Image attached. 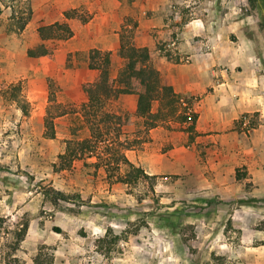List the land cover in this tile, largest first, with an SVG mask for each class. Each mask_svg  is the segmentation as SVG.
<instances>
[{
    "label": "rangeland",
    "instance_id": "1",
    "mask_svg": "<svg viewBox=\"0 0 264 264\" xmlns=\"http://www.w3.org/2000/svg\"><path fill=\"white\" fill-rule=\"evenodd\" d=\"M62 2L0 1V46L3 54L10 51L0 58H12L16 66L14 81L0 84V264L12 252L23 264H35L36 256L41 264L50 257L51 264H237L239 258L247 264L258 257L249 247L264 244V199L248 194L252 184L246 181L243 147L230 150L222 164L215 162L208 147H191L195 139L187 122L173 116L145 129L130 95H119L106 106L117 124L96 138L91 156L66 154L69 141L91 135L80 110L82 85L65 71L72 55L58 56L64 60L58 61L60 71L51 62L63 42H44L52 49L48 59L26 56L28 47L40 43L37 28L71 9ZM235 5L238 15L249 16L240 32L260 55L258 12L248 0ZM27 7L30 20L18 31L12 11L19 15ZM253 24L255 30L249 28ZM122 31L133 37L131 29ZM111 59L115 73L123 61ZM259 124L256 114L247 127ZM121 155L152 178L117 182L130 170L117 162Z\"/></svg>",
    "mask_w": 264,
    "mask_h": 264
},
{
    "label": "crops",
    "instance_id": "2",
    "mask_svg": "<svg viewBox=\"0 0 264 264\" xmlns=\"http://www.w3.org/2000/svg\"><path fill=\"white\" fill-rule=\"evenodd\" d=\"M236 1L63 0V5L71 9L83 6L91 19L81 23L60 14V19L54 22L68 23L73 34L60 41L63 46L56 50V61L51 64L60 71L58 61L64 63V60L58 56L70 53L71 66L65 70L69 80L80 85L93 83L99 72L89 68L90 51L110 52L112 67L111 57H119L117 50L122 29H131L134 45L146 47L151 52V62L159 71L161 82L171 86L180 97L183 106L180 109L196 113L191 132L195 141L190 143L191 147L195 144L208 147L204 150L209 151L208 155L213 151L215 158L212 159L220 164L226 161L230 150L243 147L249 169L246 181L252 184L248 194L251 198L264 199V73L260 71L264 44L259 45L260 56L256 46L241 34L243 20L249 16L237 14ZM224 4L230 9L224 10ZM249 28L255 30V25ZM231 36H236L237 40H231ZM160 41L165 42L162 48L157 46ZM44 42L40 40V43ZM2 50L1 45V56L9 55L10 51L3 54ZM15 67L12 58H0V84L14 81L12 69ZM81 71L85 74L83 77ZM117 72L111 73L110 69L112 77H116ZM82 94L86 101L83 91ZM130 97L135 108L136 95ZM256 114L261 124L257 128L247 127L248 120L256 119ZM239 120L242 127L237 132ZM245 128L250 130H247L249 137ZM249 248L258 257L246 263L264 264V244ZM244 263L238 259L237 264Z\"/></svg>",
    "mask_w": 264,
    "mask_h": 264
},
{
    "label": "trees",
    "instance_id": "3",
    "mask_svg": "<svg viewBox=\"0 0 264 264\" xmlns=\"http://www.w3.org/2000/svg\"><path fill=\"white\" fill-rule=\"evenodd\" d=\"M0 1L3 2V0ZM19 1L22 2V0ZM248 3L253 10L258 12V26L263 32L264 38V0H248ZM62 14L65 19H76L81 23H86L91 19V14L82 8L66 9ZM30 17L31 9L29 7L26 8V11L19 12V15L12 11L16 30H23ZM37 34L44 42L48 40L64 41L69 39L73 33L68 23L54 22L38 27ZM119 43L117 55L123 62L116 77H112L110 74V52L101 53L94 49L89 53V68L96 69L99 73L93 83L82 85L86 101L80 105V110L91 135L89 138L68 142L66 154L71 159L90 157L96 149V138L101 137V133L107 131L112 122L117 124L116 118L114 119L113 115L107 111L106 106L110 99L119 95H136L134 116L143 120L145 129H152L158 125V122L173 116L187 122L188 130L193 129L197 118L196 113L180 109V97L174 93L171 86L161 82L159 71L151 62V52L146 47L135 46L129 33L122 32L119 36ZM51 53L52 49L45 46L44 43L30 47L26 51L27 56L32 58L48 56ZM154 104H157L156 109H153ZM46 129L52 136L51 123L47 125ZM62 156L64 157V155ZM116 160L117 162L122 160L130 167V170L123 176L116 177L117 182L130 183L140 177L152 178L139 167L133 166L124 155L117 157ZM53 195L64 197L57 192H54ZM51 263L52 258L50 257L46 264ZM5 264H23V261L12 252L8 255ZM35 264H41L38 256L35 258Z\"/></svg>",
    "mask_w": 264,
    "mask_h": 264
}]
</instances>
